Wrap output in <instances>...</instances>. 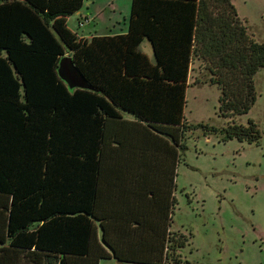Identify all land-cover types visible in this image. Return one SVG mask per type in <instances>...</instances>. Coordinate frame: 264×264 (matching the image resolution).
Instances as JSON below:
<instances>
[{
	"label": "trees",
	"instance_id": "trees-1",
	"mask_svg": "<svg viewBox=\"0 0 264 264\" xmlns=\"http://www.w3.org/2000/svg\"><path fill=\"white\" fill-rule=\"evenodd\" d=\"M83 0H0V264H191L171 232L193 61L246 115L264 68L230 0H131L125 34L79 38ZM147 42L150 60L140 47ZM67 57L87 89L59 78ZM258 145L257 126L197 125Z\"/></svg>",
	"mask_w": 264,
	"mask_h": 264
},
{
	"label": "rangeland",
	"instance_id": "rangeland-1",
	"mask_svg": "<svg viewBox=\"0 0 264 264\" xmlns=\"http://www.w3.org/2000/svg\"><path fill=\"white\" fill-rule=\"evenodd\" d=\"M230 2L253 39L263 42L264 0ZM65 23L72 33L88 39L96 32L102 34L105 27L101 20L78 26L74 18H67ZM116 26L122 27V22ZM140 50L152 59L146 41ZM191 67L183 110L191 130L186 133V151L176 170L171 226V232L187 242L181 259L191 264H264V68L253 78L256 97L250 111L222 119L218 111L220 91L210 84L212 72L198 60ZM248 121L261 134L258 145L235 139L222 142L219 132L204 135L197 128L207 125L219 130L231 123L247 126Z\"/></svg>",
	"mask_w": 264,
	"mask_h": 264
},
{
	"label": "crops",
	"instance_id": "crops-1",
	"mask_svg": "<svg viewBox=\"0 0 264 264\" xmlns=\"http://www.w3.org/2000/svg\"><path fill=\"white\" fill-rule=\"evenodd\" d=\"M130 4H131V0H121V2L120 0H102L101 2L98 3H96L94 0L91 1L85 0V5H84V0H83V4L79 12L69 18H74L78 26L90 25L96 20L103 21L104 23L103 25L105 27L103 32H101L102 34L96 32L95 34L92 35L89 34L90 35L89 37L121 35V34H125L127 31V22L130 14ZM120 21L122 22V27L117 28L116 25H119ZM75 34L78 36L77 33ZM78 37L82 39H88L85 38L83 34ZM189 79H190V75H189Z\"/></svg>",
	"mask_w": 264,
	"mask_h": 264
},
{
	"label": "water",
	"instance_id": "water-1",
	"mask_svg": "<svg viewBox=\"0 0 264 264\" xmlns=\"http://www.w3.org/2000/svg\"><path fill=\"white\" fill-rule=\"evenodd\" d=\"M57 73L59 78L68 86L70 90L75 88L87 89L83 77L78 72V70L73 66L69 58L64 57L59 61Z\"/></svg>",
	"mask_w": 264,
	"mask_h": 264
}]
</instances>
